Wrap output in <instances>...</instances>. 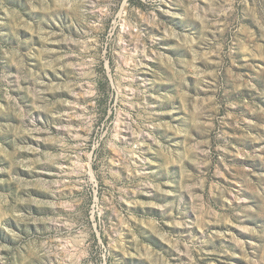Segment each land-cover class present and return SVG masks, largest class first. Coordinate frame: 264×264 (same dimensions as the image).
<instances>
[{
    "label": "rangeland",
    "instance_id": "obj_1",
    "mask_svg": "<svg viewBox=\"0 0 264 264\" xmlns=\"http://www.w3.org/2000/svg\"><path fill=\"white\" fill-rule=\"evenodd\" d=\"M0 264H264V0H0Z\"/></svg>",
    "mask_w": 264,
    "mask_h": 264
}]
</instances>
